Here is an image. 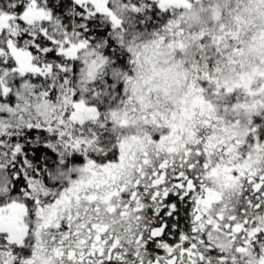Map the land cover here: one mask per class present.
<instances>
[{
    "label": "snow or ice",
    "instance_id": "1",
    "mask_svg": "<svg viewBox=\"0 0 264 264\" xmlns=\"http://www.w3.org/2000/svg\"><path fill=\"white\" fill-rule=\"evenodd\" d=\"M0 264H264V0H0Z\"/></svg>",
    "mask_w": 264,
    "mask_h": 264
}]
</instances>
